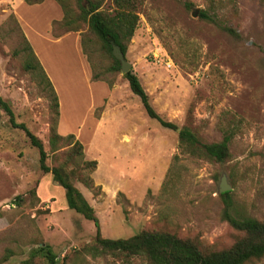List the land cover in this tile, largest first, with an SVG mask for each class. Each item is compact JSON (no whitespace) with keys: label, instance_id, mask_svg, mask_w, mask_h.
I'll use <instances>...</instances> for the list:
<instances>
[{"label":"rangeland","instance_id":"rangeland-1","mask_svg":"<svg viewBox=\"0 0 264 264\" xmlns=\"http://www.w3.org/2000/svg\"><path fill=\"white\" fill-rule=\"evenodd\" d=\"M222 3L218 23L235 35L198 16L206 0H143L125 52L163 119L188 125L209 142L221 139L227 119L238 124L230 157L217 162L180 154L177 131L147 117L121 71L104 69L110 59L95 46L93 70L106 74L92 81L86 55L79 52V31L54 39L67 32L55 0H0V96L15 122L42 140L51 166L48 137L55 110L46 88L22 67L24 35L36 54L50 56L60 82L57 131L73 133L85 158L97 161L91 177L99 193L75 185L94 208L103 237L155 229L206 247L229 246L235 233L221 217L222 175L233 211L264 220V0ZM101 8L111 11V0ZM38 158L24 131L11 126L0 108V264H22L41 242L59 264H149L139 256L88 254L93 222L67 207L63 188L40 169ZM245 264H264V256Z\"/></svg>","mask_w":264,"mask_h":264},{"label":"trees","instance_id":"trees-1","mask_svg":"<svg viewBox=\"0 0 264 264\" xmlns=\"http://www.w3.org/2000/svg\"><path fill=\"white\" fill-rule=\"evenodd\" d=\"M41 0H25L28 4L38 3ZM61 10L60 25L67 32L79 31V45L81 51L91 67V79L103 80L102 74L94 72L95 65L91 59L90 48L95 46L97 51L108 55L110 62L104 68L107 72H120V62L111 53V41L117 44L124 54L127 43L139 22V12L143 0H111L112 10L101 8L103 0H55ZM223 0H206V8L199 10L198 16L208 22L217 24L222 30L236 34L230 27L221 26L217 13L225 7ZM190 2H185L189 8ZM23 37V46L20 52L23 55L22 67L30 72L32 78L43 85L51 97L54 107V119L49 128L48 148L54 155L53 164L48 166L42 140L33 134L23 123H16L13 112L7 102L0 96V108L8 116L11 126L21 128L30 145L38 151L39 167L44 173H50L52 180L64 190L66 205L69 209L93 222L95 227L94 243L87 245L84 250L92 256H113L129 258L139 256L149 264H245L264 256V220L235 213L233 211L230 192L219 193L222 198V219L227 222L235 233L232 243L223 248L202 246L192 238H184L164 230H141L127 238H107L101 235L99 220L94 208L88 203L82 192L75 185V181L84 187L99 193L100 186L95 185L92 172L96 169L95 159H86L82 142L75 138L73 133L61 135L57 131V118L59 117V102L57 93L44 71L37 55L28 39ZM95 51V50H94ZM132 94L140 100L147 117L156 121L160 126L177 131L178 149L180 154L194 158H203L224 162L230 157L229 143L238 124L227 119L223 135L217 141H205L188 125L178 126L176 123L163 119L150 104L149 96L145 92L138 76L130 69L123 74ZM111 86L112 82L109 81ZM65 149L58 152L61 148ZM177 157V156H175ZM18 197H16V200ZM8 255L3 259H7ZM43 259L45 264H59L56 254L48 244L40 243L32 248L29 257L22 264H36V259ZM42 262V264H44Z\"/></svg>","mask_w":264,"mask_h":264},{"label":"crops","instance_id":"crops-1","mask_svg":"<svg viewBox=\"0 0 264 264\" xmlns=\"http://www.w3.org/2000/svg\"><path fill=\"white\" fill-rule=\"evenodd\" d=\"M26 26V25H25ZM27 27V26H26ZM29 30V28H28ZM71 35H74L73 32H66L65 34L59 36V37H56L54 39L58 40V39H61L62 37L64 36H71ZM75 36V35H74ZM76 38V37H75ZM29 41V40H28ZM31 44V42H29ZM32 46V45H31ZM79 47V52L81 54V48H80V45L78 46ZM36 54V53H35ZM43 52H41L40 54H36L38 55V59L42 65V67L44 68V71L45 73L47 74V76L49 77L56 93H57V96H58V102H59V120L61 119L60 117V114H61V111H62V101H61V92H62V89H61V86H60V82L57 78V75L56 73L54 72V70L51 68L50 64H49V58L50 56L45 54ZM82 55V54H81ZM79 58V57H78ZM87 65V64H86ZM88 69V68H87ZM90 75V74H89ZM60 122H62V120H60ZM61 125V124H60ZM61 131V130H60ZM60 133V132H59Z\"/></svg>","mask_w":264,"mask_h":264},{"label":"water","instance_id":"water-1","mask_svg":"<svg viewBox=\"0 0 264 264\" xmlns=\"http://www.w3.org/2000/svg\"><path fill=\"white\" fill-rule=\"evenodd\" d=\"M111 48L112 55L120 62L121 73L124 74L129 71L132 65L124 58V54L122 53L120 47L115 44L114 41H111ZM229 188L230 186L226 183L225 176L222 175L218 186V192L221 193L228 191Z\"/></svg>","mask_w":264,"mask_h":264},{"label":"built area","instance_id":"built-area-1","mask_svg":"<svg viewBox=\"0 0 264 264\" xmlns=\"http://www.w3.org/2000/svg\"><path fill=\"white\" fill-rule=\"evenodd\" d=\"M168 66H170V64H168Z\"/></svg>","mask_w":264,"mask_h":264}]
</instances>
